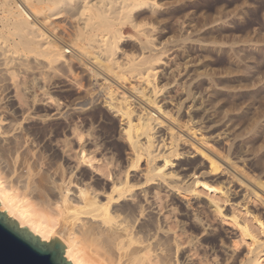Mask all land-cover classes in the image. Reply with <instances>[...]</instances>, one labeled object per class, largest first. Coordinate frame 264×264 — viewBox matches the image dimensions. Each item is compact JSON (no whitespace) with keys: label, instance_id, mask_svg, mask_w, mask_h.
Wrapping results in <instances>:
<instances>
[{"label":"bare ground","instance_id":"obj_1","mask_svg":"<svg viewBox=\"0 0 264 264\" xmlns=\"http://www.w3.org/2000/svg\"><path fill=\"white\" fill-rule=\"evenodd\" d=\"M17 1H0V35L8 40L0 46V209L45 240L57 236L65 241L64 256L72 264H197L192 249L182 250L191 247L194 237L185 238V225L171 214L176 200L193 217H209L207 224L196 216L204 233L230 235V245L222 246L224 259L216 264H264V215H253L257 231L249 220L223 209L239 180L243 191L236 204L245 208L250 199L258 201L264 214V105L256 99L259 94L263 98L264 76L255 77L261 72L256 57L264 59V37L261 43L213 45L231 65L218 72L202 66L205 61L195 62L184 45L164 59L166 50L149 28L139 73L143 86L132 89L124 84L132 58L114 44L124 37L121 20L154 6L155 0H19L40 27ZM57 20L73 28L72 57L89 60L93 84L99 91L108 88L98 105L119 122L114 139L125 146V165L112 167L85 146L76 125L66 122V114L81 108L48 97L47 82L41 94L32 85L13 87L12 77L6 82L10 69L34 77L70 64L64 50L69 42L44 32H52ZM176 55L183 59L182 68L172 61ZM38 57L45 66L39 72ZM107 78L118 88H109ZM229 78L238 82L237 88L228 84ZM17 92L21 101H15ZM242 94L246 103L240 104L235 99ZM255 101L260 109L252 106ZM38 108L45 113L35 114ZM63 120V137L50 138L43 126L52 122L59 128ZM32 129L44 130L42 145L67 161L64 168L61 160L54 163L41 152ZM167 199L171 203L166 205Z\"/></svg>","mask_w":264,"mask_h":264},{"label":"rangeland","instance_id":"obj_2","mask_svg":"<svg viewBox=\"0 0 264 264\" xmlns=\"http://www.w3.org/2000/svg\"><path fill=\"white\" fill-rule=\"evenodd\" d=\"M17 2L21 4V6L24 7L25 10L30 14V16L32 17V21L40 27L38 21L32 15V13H30L25 4L19 0ZM155 2V5L157 7L154 5L151 7L149 6V8H143L141 9L143 11L140 10L137 14L121 20L120 25L123 28L124 37L114 44V49L117 52H126L132 58V70L127 72V75L124 76V84L131 87L132 89H140L143 86V81L139 79V73L144 69V56L146 53L147 37L150 35L148 31L149 28L154 29L152 34L154 41L158 43V46H161L162 48H164V50H166L163 58H167L169 54L170 55L168 57H171L176 53V51L174 52L173 50H175L177 46L184 45V50H186V53L189 55V57L195 58V62L197 59V62L200 60L203 62L205 61L202 66H206L209 69L212 68L213 70H216L218 72H222V70L230 68L231 65L229 64L228 59L225 57V55L217 51V48L213 45H239L241 43L248 42V40H253L252 42L256 43V41H258L259 39V43L263 42L261 40H263L262 38L264 37V0H155ZM55 22L56 21L53 22L54 25H51V28L55 26L52 32H48L46 30H44V32H46L49 37L57 42H69L68 44L64 45V50L66 51V56L71 59V61L69 60L70 64H67L66 66L62 64H56L57 66H55L54 69L50 71L52 73L49 72L50 74H44L43 76L35 75L34 77L26 75L23 72H17L14 69H10V74L8 75L9 80H6V82L9 83V81L11 80L10 78L12 77V81H15L14 83H12L13 87H15L14 84L19 88L25 87L26 85H32V91H35L37 94H41L40 89H43V84L47 82L45 83L44 90L46 89V91L48 92V97H51L52 99L54 98L56 100L59 99L63 103L66 102V105H77V107L81 108L79 109L80 113H76L77 115L67 112L68 115L66 114V118L68 119L65 118L67 121L65 119L64 120L67 122V124L70 122L69 125H76V128L79 132H81L80 134L83 136V142L85 146L90 150L96 149L97 158L99 156H102L104 160L107 159L108 162L111 161L110 165L112 167L118 168V166L125 165V154L123 153L125 146L121 142L114 139L119 126V122H117V119L112 117L109 111L98 105V102L100 101L99 96L102 98V93H104L106 91L105 89L108 88H105L103 90L101 88V90L99 91L98 85L95 83L93 84V81L91 79V71L95 69L89 60L86 61L82 58L76 59L72 57L75 52V50L71 47V43L75 41V37H73L72 35V26L65 21ZM6 44H8L7 37H5L4 35H0V46ZM5 48L6 47L2 48L1 50H4ZM31 55L35 56L36 54L33 52L31 53ZM38 58L42 60V63L41 60L40 62H38V64H40L41 66L38 64L36 65V69L39 72V70L42 71L43 68L41 67L44 66V62L41 57ZM172 58V61L179 62L180 68H182L181 62H183V59L179 58V56L177 57V55L175 56V59L174 56ZM259 59L261 60L263 58L256 57L258 71H261L262 73H256V78L260 75V77H262V75L264 76V59L261 61ZM115 64L120 69L122 68V63L120 62V60H117ZM180 77L181 76H178L176 79H181ZM256 78H254L253 80H255ZM44 79L45 81L43 82ZM228 80H230L228 81V84L230 83V85H232L233 87L237 86L238 82L236 83V81H233V79L231 78H229ZM106 81L107 85L110 86L109 88H118V86L111 79H108ZM119 89L129 95V93L123 90L121 87H119ZM242 89L244 90V88H241V90ZM20 93L15 97V101L20 99ZM99 93L100 95H98ZM260 93L264 94V89L263 92ZM263 94L262 97L264 98ZM260 95L261 94H259L256 99H261ZM237 97L238 98L235 99V101H237L238 103L241 104V102H245L244 100L246 98L245 96H243V94L238 95ZM263 98L261 99V101L264 103ZM260 99H258L257 101L261 103V106L258 105L256 101L254 102L255 105L253 104L252 106L257 108L256 105H258V107L260 106L262 108L264 104L260 101ZM260 107L258 109H260ZM39 109L40 108L34 110V113L37 115L38 113L39 115L45 113L44 109ZM69 116H71L72 118ZM63 121L62 125H59V128L57 127L58 125L50 122L52 124L49 123L50 125H44L45 128L43 126V129H45L48 134L51 132V135L49 136L52 139L63 137L62 134H59L61 131L60 128L66 124V122L64 121L63 123ZM219 127L217 126V128ZM68 130H64V133H67L69 136L70 133ZM32 131L34 134L36 130L32 129ZM40 132L39 130H37L35 132L36 137L35 134L33 136L35 137L36 141L39 139L38 144L41 146L42 142L40 141L39 137ZM56 132H58V135L55 134ZM71 142L72 146L70 145V147H74V142ZM44 145L45 144L43 143V150L42 148L40 149L41 152L43 154L45 153V155L49 157L51 161L53 159L52 162L55 161L56 163H60L59 160H61L60 164H62L64 168V166L67 165V161L59 158L60 156L58 154L57 157L56 152L50 149L49 145ZM241 166L245 168L244 170H253V166H249L248 164H241ZM73 176H76V173ZM237 183L242 184L239 180L232 184V188L237 186L236 189L238 190L235 192V195L232 194L228 197V201L226 203L224 202V212L227 213L231 210L234 211L238 214V216L240 215V220L245 219L247 220V222L249 220V224L258 231V225L255 223V221H253V215L256 213L257 215L259 213L264 215L261 205L258 203V201L252 199L246 202L245 208L244 206L240 207L241 204H236L240 199L239 194L243 191V187H239ZM170 203L171 201L167 199L165 204L167 205ZM185 210L186 209L182 205H179L176 200H173L171 210L173 213L171 212V214H175V217L178 221H180L182 228L184 227L183 225H185L183 229V234L187 232L185 234V236L187 235L185 238H195H193L194 241L191 245V247L194 246V249L189 246L187 248H183L182 250L189 248L192 249V251H194L195 263L197 264H216L217 261V263L223 261L224 253L222 251V246L230 245V235L223 233L222 231H220V234L216 235V237L214 236L215 234H213L212 236V234L204 233L201 227V220L204 223H209V217L207 218L206 214L204 213L197 214L198 216L195 215L193 217V215H190V211ZM196 216L201 220H199ZM191 217H193V219L196 217V220L198 219L197 221L199 222V225H197L198 222L197 224H195L196 220L194 219V222ZM190 219L193 220V223ZM212 223H217L216 225H218L219 221ZM219 226L221 227V224ZM223 227L227 228L226 225H223ZM239 249L243 250V248L241 249V245Z\"/></svg>","mask_w":264,"mask_h":264},{"label":"water","instance_id":"obj_3","mask_svg":"<svg viewBox=\"0 0 264 264\" xmlns=\"http://www.w3.org/2000/svg\"><path fill=\"white\" fill-rule=\"evenodd\" d=\"M64 245L57 236L45 240L34 234L0 209V264H72L64 256Z\"/></svg>","mask_w":264,"mask_h":264}]
</instances>
